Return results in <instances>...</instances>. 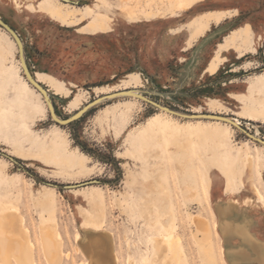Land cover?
<instances>
[{
  "label": "rangeland",
  "instance_id": "374dc122",
  "mask_svg": "<svg viewBox=\"0 0 264 264\" xmlns=\"http://www.w3.org/2000/svg\"><path fill=\"white\" fill-rule=\"evenodd\" d=\"M41 4L54 13L36 11ZM0 18L56 114L81 111L67 124L53 119L0 24V203L25 217L35 264H50L43 215L60 234L58 264H86L76 233L83 243L93 232L81 210L93 214L95 194L105 203L95 233L120 264L130 255L144 264L170 216L182 264H233L214 224L217 197L264 236V197L251 185L264 196V0H0ZM120 91L130 92L106 97ZM44 191L52 209L37 201ZM193 216L207 220L209 236Z\"/></svg>",
  "mask_w": 264,
  "mask_h": 264
},
{
  "label": "bare ground",
  "instance_id": "6f19581e",
  "mask_svg": "<svg viewBox=\"0 0 264 264\" xmlns=\"http://www.w3.org/2000/svg\"><path fill=\"white\" fill-rule=\"evenodd\" d=\"M36 11L54 13L53 9L45 6L44 4L39 5ZM202 29L203 24L199 23V25H197V30L200 31ZM0 54H3L1 49ZM215 65L216 63L213 62L212 68H214ZM237 123H241V121L237 119ZM256 129L259 131L257 126ZM46 154L47 156L57 160H63L66 156L63 151L61 152L55 150L47 151ZM245 170L248 175H251V170L247 168V166H245ZM251 185L252 190L256 193L258 198L263 199L264 196L259 188L256 185ZM156 192L157 195L160 196L158 197L160 203H166L165 208L169 210L168 201L164 196H162L164 193L163 189L160 188ZM37 201L44 209H52L55 207V201L48 191L42 192ZM90 201L92 203L93 214L86 212L85 210H81V215L83 216L82 226L91 228L93 232L90 234L88 240L83 243L81 241V233H76V240L88 256L86 264H113V262L110 261V257L112 256L115 260L114 264H120V255L117 248L112 251L111 245L108 241L105 239L102 241V239L95 233L96 231L101 230L102 226L104 227V200L99 194H95ZM236 202H238V199H236ZM215 212L214 224L217 228H220L223 241L233 232L238 233V235L244 237V239L256 237V233L250 229L252 220L249 217H241L238 214L237 205L235 203H230L225 201V199L218 198L215 205ZM192 219L198 229L204 231L203 233L205 235H210V228L207 220H204L199 216H193ZM52 221H55V218L52 216H41V241H43V251H45L44 253L50 264H58L61 262L65 252L62 249L61 239L59 236L60 234L53 227V224H51ZM171 221V216L167 217L162 224L165 230L160 231L159 234L150 236L148 240L150 246L143 257L144 264H182L181 250L178 246L180 237H177L174 234L170 225ZM24 223L25 217L18 213L16 206L0 203L1 264H14V260L18 264H35L32 255V241L29 238L28 227L25 226ZM52 236L54 239L51 238ZM77 246L79 247V245ZM110 252L112 253V256ZM131 257V255L128 256L129 264H136L135 261H132ZM262 257L263 259L260 261V264H264V253Z\"/></svg>",
  "mask_w": 264,
  "mask_h": 264
},
{
  "label": "crops",
  "instance_id": "0c3cea01",
  "mask_svg": "<svg viewBox=\"0 0 264 264\" xmlns=\"http://www.w3.org/2000/svg\"><path fill=\"white\" fill-rule=\"evenodd\" d=\"M256 222L253 220L250 226L251 231L256 233L255 238L244 239V237L238 235L236 232L231 233L225 238V249L228 258L231 259L233 264H260V261H262L264 236L257 231V226H255Z\"/></svg>",
  "mask_w": 264,
  "mask_h": 264
},
{
  "label": "water",
  "instance_id": "95a60500",
  "mask_svg": "<svg viewBox=\"0 0 264 264\" xmlns=\"http://www.w3.org/2000/svg\"><path fill=\"white\" fill-rule=\"evenodd\" d=\"M0 24L5 27L16 39L17 43H18V46H19V50H20V57H21V60H22V63H23V68L26 72V76L29 78V80L39 89H41L43 92H44V95H45V98L48 102V105H49V110H50V113H51V116L53 117L54 120H56L57 122L59 123H62V124H67L69 122H71L72 120H74L75 118H77L79 116V114L81 113L78 112L76 113L74 116L72 117H69L67 119H62L60 118L56 112H55V109H54V106L52 104V101L50 99V96H49V93L48 91L45 89V87L38 81H36L35 77L33 76V74L30 72L29 68H28V65L26 63V60H25V56H24V47H23V43L19 37V35L16 33V31L7 23L5 22L3 19L0 18ZM130 91H120V92H115V93H112V94H109L107 95L106 97H116V96H119V95H124V94H127L129 93ZM141 97H143L144 99H146L147 101L151 102L152 104L158 106V107H161L163 109H166V110H169V108L167 107H162L161 105H159L158 103L152 101L151 99L145 97L144 95H142ZM101 99H97L95 101H93L92 103H90L89 105H87L84 109H87L88 107H90L91 105H94L96 103H98ZM209 117H212V118H218V119H223V120H226V121H229L231 123H233L234 125L236 126H240V124L236 123L235 120H233L231 117H227V116H221V115H215V114H210V115H207ZM253 136V134H251ZM261 142L264 143V140L258 138Z\"/></svg>",
  "mask_w": 264,
  "mask_h": 264
}]
</instances>
